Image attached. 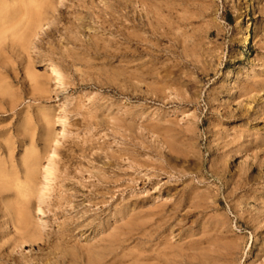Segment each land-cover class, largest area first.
<instances>
[{
	"label": "rangeland",
	"instance_id": "obj_1",
	"mask_svg": "<svg viewBox=\"0 0 264 264\" xmlns=\"http://www.w3.org/2000/svg\"><path fill=\"white\" fill-rule=\"evenodd\" d=\"M1 2L0 264H264V0Z\"/></svg>",
	"mask_w": 264,
	"mask_h": 264
},
{
	"label": "bare ground",
	"instance_id": "obj_2",
	"mask_svg": "<svg viewBox=\"0 0 264 264\" xmlns=\"http://www.w3.org/2000/svg\"><path fill=\"white\" fill-rule=\"evenodd\" d=\"M0 0V26L5 27V24L7 25L8 23L13 24L14 22V16L11 14L13 12V9L6 4L5 2H1ZM23 7H25L26 12L30 14V27L32 29L31 31V36L32 33L37 31V29L42 28L41 24V19L40 14L44 13L46 10H48L49 4L55 0H19ZM63 0H61L62 2ZM15 4V2H14ZM17 6V4H15ZM38 5H41L38 7ZM13 7V5H12ZM21 9V8H20ZM16 14V12H15ZM27 14V15H28ZM23 16V15H22ZM12 17L14 19H12ZM18 15L16 16V20ZM21 17V16H20ZM28 17V16H27ZM43 18V17H42ZM22 18H20L21 20ZM12 20V22H11ZM19 20V21H20ZM10 21V22H9ZM17 20V22H19ZM18 24V23H17ZM14 23V26L16 25ZM28 25V23H27ZM8 26V25H7ZM0 27V28H1ZM29 27V28H30ZM11 28V26L9 27ZM16 28V27H14ZM12 29V28H11ZM5 31V30H4ZM16 31V29H15ZM25 35V34H24ZM21 37V35H20ZM34 37V36H33ZM252 42V35L251 33H248V36L246 38V46L245 49H248L249 46L251 45ZM244 57H241L243 59ZM49 65V68L52 69L53 75H55L58 78V81L63 83V75L60 71V69L54 65L53 63H47ZM235 76L233 69H230L226 73L225 81L231 80ZM66 134L65 128L61 129V133L59 134L58 137L53 140L52 145H53V151L50 154V158H56L58 156V149L59 146L61 145V141ZM34 163L35 165L38 164L37 160ZM38 167V166H37ZM33 168V167H32ZM36 171H27L25 173V181H21L20 179L16 181L15 183V190H16V199H17V204L15 207V212H16V221H15V232L18 235V238L21 240V242L16 246V247H22V243L26 239H30L31 242H35L37 239L35 230L32 228V221H31V209H30V202L34 196H37L39 198V201H41L45 197V190H46V183L45 180L47 178V173L49 172V167L45 166L43 174L41 176V179L39 178V175ZM3 171L0 168V191H5L9 190L11 187H13V184L11 185V180H7L6 176H3ZM40 174V172H39ZM5 180V181H4ZM4 183V184H2ZM13 183V182H12ZM4 193V192H2ZM1 193V194H2ZM5 194V193H4ZM39 211L42 214H45V211L41 208V205H39ZM13 215V214H12ZM16 242H18V239H16Z\"/></svg>",
	"mask_w": 264,
	"mask_h": 264
}]
</instances>
